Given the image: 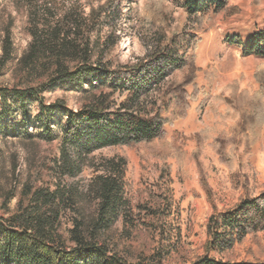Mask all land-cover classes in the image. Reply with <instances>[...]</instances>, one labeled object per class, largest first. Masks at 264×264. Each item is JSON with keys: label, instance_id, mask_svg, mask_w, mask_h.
I'll return each mask as SVG.
<instances>
[{"label": "trees", "instance_id": "obj_1", "mask_svg": "<svg viewBox=\"0 0 264 264\" xmlns=\"http://www.w3.org/2000/svg\"><path fill=\"white\" fill-rule=\"evenodd\" d=\"M8 1L26 16L30 43L15 66V84L0 87V135L57 143L59 156L49 167L51 183L28 181L14 210L1 202L0 264H164L156 255L129 261L117 251V240L110 239L119 222L132 231L137 228L124 195L126 158L93 166L96 175L83 191L70 181L89 167L95 153L163 140L170 128L187 119L193 104L204 108L209 96L197 84L201 29L209 17L235 16L239 8L230 7V0H181L178 7L192 29L154 30L147 58L113 65L107 60L113 36L109 39L102 32L112 20L109 11L93 8L86 13L69 0ZM227 39L240 46L245 57L264 60V28L254 29L249 37L230 34ZM2 50L0 63L5 68L15 60L8 30ZM255 79L259 86L255 93L232 85L224 100L240 114L232 134L222 133L214 142L226 163L230 161L225 160L226 151L239 144V135H245L250 146L264 127V69ZM56 88L86 95L89 101L77 111L62 101L48 103L46 94ZM115 96L124 99L117 104ZM207 231L206 254L193 264H264L211 256L223 255L248 236L264 232V192L230 209L213 206Z\"/></svg>", "mask_w": 264, "mask_h": 264}, {"label": "rangeland", "instance_id": "obj_2", "mask_svg": "<svg viewBox=\"0 0 264 264\" xmlns=\"http://www.w3.org/2000/svg\"><path fill=\"white\" fill-rule=\"evenodd\" d=\"M69 1L80 4L86 13L102 8L113 16L102 31L109 39L113 36L114 47L107 55L113 65L147 58L152 50L149 34L154 30L163 28L170 33L177 26L192 29L186 13L178 7L181 0ZM230 7L239 8V14L209 17L201 29L197 84L209 96L204 108L193 104L187 119L170 128L163 140L95 153L88 160L89 167L70 181L83 191L96 175L93 166L101 167L113 158L127 159L124 195L131 203L137 228L132 231L119 222L110 239L117 240V251L129 261L156 255L164 264H193L206 254L207 224L213 206L219 211L230 209L242 199L264 192V127L250 146L244 141L245 135H239V144L226 151L227 163L214 145L220 134L231 135L240 120V114L224 101L231 94L230 86L255 93L259 88L255 74L264 69V60L245 57L241 47L227 39L230 34L249 37L254 29L264 28V0H230ZM164 12L169 20L165 24ZM26 24V16L19 14L10 1L0 0V60L7 30L15 59L5 68L0 63V87L15 84V66L30 43ZM45 98L48 103L62 101L74 111L89 101L88 96L64 88L52 90ZM114 99L118 104L124 98ZM58 156L57 143L0 135V204L6 201L14 210L28 181L51 183L49 167ZM211 256L233 262H264V232L248 236L223 255Z\"/></svg>", "mask_w": 264, "mask_h": 264}]
</instances>
